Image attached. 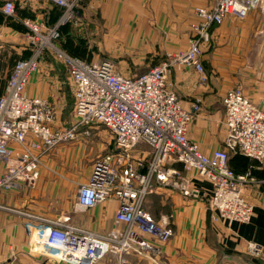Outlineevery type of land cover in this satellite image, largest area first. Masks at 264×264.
Listing matches in <instances>:
<instances>
[{
	"label": "built area",
	"instance_id": "1",
	"mask_svg": "<svg viewBox=\"0 0 264 264\" xmlns=\"http://www.w3.org/2000/svg\"><path fill=\"white\" fill-rule=\"evenodd\" d=\"M26 4L30 0H19ZM63 12L53 25L30 18L22 20L27 28L31 55L13 65L0 95V175L1 192L36 187L44 155L60 142L75 139L78 125L103 124L115 138L116 149L97 158L87 181L78 184L77 208L86 210L108 200H116L114 227L100 234L71 223L69 216L50 218L19 210L24 218L28 251L66 264H96L111 255L120 263L128 255L147 256L150 238L167 242L174 230L158 223L146 207L154 182L168 183L184 195H198L192 178L168 165L181 162L186 172L212 183L209 208L213 220L229 225L248 223L254 216V205L245 194L247 188H258L264 180L248 170L237 173L229 165L230 154L240 153L264 163V110L248 98L240 85L230 88L224 98L226 137L224 145L211 155L188 137L194 112L186 109L169 82L173 68L193 67L201 83L207 73L202 56L209 43L212 28L226 18L245 19L262 8L264 0H216L211 6L196 7L198 20L192 23L189 48L169 53L167 58L135 76L120 72L111 59L88 61L69 53L58 39L60 27L67 23L81 25L79 6L82 0H51ZM0 10L16 16V0H0ZM51 49L68 68L75 95L77 122L68 127L56 124V111L44 98L26 92L31 76L40 67L41 55ZM139 143L150 148L144 158L136 148ZM255 255L263 247L249 243Z\"/></svg>",
	"mask_w": 264,
	"mask_h": 264
},
{
	"label": "crops",
	"instance_id": "2",
	"mask_svg": "<svg viewBox=\"0 0 264 264\" xmlns=\"http://www.w3.org/2000/svg\"><path fill=\"white\" fill-rule=\"evenodd\" d=\"M215 1L85 0L87 5L84 11L87 13L86 10H90L89 21L95 24L96 37L100 39V43L127 46L121 53L118 49V55L113 59L120 64L133 62L131 66L135 72L131 70L127 74L132 76L146 70L152 59H156V62L163 61L166 54L187 49L191 36L190 24L198 20L196 7L211 6ZM61 14L62 9L51 0H30L26 4L16 0L14 17L7 16L0 10V95L15 62L31 54L25 33L27 29L22 20L30 18L53 25ZM258 15V11L253 10L245 19L228 17L212 28L213 41L218 48L202 56L209 76L206 83H201L196 70L188 66L175 68L169 78L186 109L191 110L196 100L200 99L201 107L194 112L188 137L198 143L207 155L224 145L227 130L223 98L230 88L241 84L244 93L264 110L261 101L264 87H261L263 82H258V74L254 73L252 67L244 66L237 73L231 71L234 70L233 66H230L231 70L228 66L232 58L235 61L244 60L246 45L251 41L250 32L262 27ZM69 26L75 29L73 24ZM67 31V28L63 29L66 35H70ZM235 35L240 37L237 39L246 49L239 56L232 52L236 44H226V39L232 40ZM221 45L226 49L224 52L219 50ZM41 61L40 72L31 76L26 91L30 96L47 99L61 112L65 107L64 98L68 87L65 83V68L53 56ZM120 72L126 74L123 70ZM252 85L259 87L255 89ZM136 148L144 158H149V146L139 143ZM48 155L43 156L41 169ZM249 161H252L248 165L253 166L252 174L264 180V163L253 158ZM244 163L245 160L235 163L239 172L248 171L249 168H244ZM168 165L189 175L198 195H184L171 184L155 181L153 190L147 197L146 207L158 223L173 228L175 233L167 242L150 238L147 256L132 253L123 264H264V183L258 188L245 190L246 196L254 204L251 221L229 225L223 220L214 221L212 218L214 213L209 208V201L213 186L210 181L198 176L195 171L186 172L181 162L173 161ZM3 170L4 165L0 163V175ZM47 184L43 177L36 189L22 188L1 192V201L8 208H0V264H66L31 254L26 246L28 237L24 218L19 210H24L25 206L36 207L39 198L43 200L42 203L51 199L52 196L46 194L49 189ZM56 197L63 201V196ZM55 202L53 201L54 204ZM117 208L116 200H108L86 210L74 206L71 208L69 205L67 210L57 215H47L55 217L68 213L74 225L105 233L115 225ZM250 242L262 246V254L253 255L249 250ZM112 257L105 256L96 264H120Z\"/></svg>",
	"mask_w": 264,
	"mask_h": 264
},
{
	"label": "rangeland",
	"instance_id": "3",
	"mask_svg": "<svg viewBox=\"0 0 264 264\" xmlns=\"http://www.w3.org/2000/svg\"><path fill=\"white\" fill-rule=\"evenodd\" d=\"M83 2L84 0L81 1L80 6H79V9L82 13V15L80 16L81 25L80 26L73 25L72 27H74L75 29H71V31L68 32L69 34H72V35L67 36L65 34V36L63 37L61 35L60 38L58 39V42H60L61 46H63L72 55L81 56L82 58L88 61H94V60L100 61L102 59L114 60L113 58H115V56L118 55L116 54L117 50L120 49V53H121L124 48H127V46L100 43V39L96 37L97 34L94 28L95 24L90 23L89 21V14H90L89 11L90 10H86L87 13H85L84 7H86L87 4ZM254 10H257L259 13L258 15L259 20L261 21L259 23L262 24V27H260L259 30H255V31L252 30L250 32L249 37H251L250 38L251 41L250 43L248 42V44L246 45L247 51H245L246 49L245 47H243V45H241V42L238 41L237 38H240V37H237L235 35L232 38V40H230V38L226 39L227 45H230L233 43L236 44L235 49L232 50L233 54H236L239 56V55H242L240 53L245 51L244 56H243L244 58L243 61L242 60L235 61L234 58L231 57L232 60H229L228 66H229V70H231L230 66H233L234 70H231V71L233 72L236 71L237 73L241 72L244 66L252 67L254 73L258 74L259 76L258 82H261V83L263 82V85L261 87H264V11L260 7ZM192 23L194 24V22ZM192 23L190 24L191 36L194 33L192 29ZM67 24H72V23H67ZM211 35H212V32H211ZM189 44H190V39H189ZM222 46L224 45H221L219 47V50L221 49L224 52V50L226 49L225 48L223 49ZM188 48H189V45L187 49ZM203 48H204L203 55L204 53H209L210 51L212 50L214 51L216 48H218L216 42L213 41V36L210 42L205 44ZM178 52H180V50ZM171 53H174V52H171ZM50 56H53L58 61H61L65 68L66 77H67L65 83L68 87H66V94L64 98V105H65L64 110L60 112L59 109H56L55 106L53 104L52 105L56 111V120H57L56 124H59L60 126H63V127H68L77 122V118L75 117L74 87H73L71 78L69 76L67 66L60 58L57 57L54 51H52L51 49H46L40 57L41 59L43 58L47 59ZM166 58H167V54L164 60ZM41 62L42 61L40 60V64ZM155 62H156V59L155 60L152 59L150 62H148L149 66L147 67L146 70L154 66L153 64ZM132 63L133 62L131 61H128L125 63L122 62L121 64L118 62L117 66L119 67L118 69L123 70L124 73H126L125 75H127V74H130L131 70L135 72V69L131 66ZM178 67H184V66H177L175 68H178ZM175 68H173L172 73ZM191 68L194 69L193 67ZM146 70H144L143 72H145ZM138 73H141V72H138ZM132 76H135V75H132ZM208 80H209V76L207 74V81ZM237 85H240L243 89V86L241 84H237ZM251 87L258 89L259 86L252 85ZM261 101L264 104V94L261 97ZM77 130L79 132V135L75 139L60 142L51 152H49V155L47 159L45 160L44 165L42 166V169L40 168L41 173H40V178L37 182V185L38 183H40V181L44 177L49 187L46 194H50L52 196L51 199H46L47 201L45 203H42L43 200L39 198L38 199L39 201L37 202L36 207L34 206L32 208H29L25 206L24 210L33 211L36 213L40 212L39 214H42L50 218H58L61 216H69L70 218V215L68 213L60 214L59 216H55V217L48 216V215H57L61 213L63 210H67L69 205L71 208L73 206L77 207L76 191L78 188V184L81 182L87 181L89 174L91 172L92 164L97 158L110 154V152H113V150H115L116 148L115 138H114L112 131L103 124H95L93 126H86L82 124V125L77 126ZM26 188L36 189V187H33V188L26 187ZM60 195L63 196V201H60L58 197H56ZM52 200L54 202L56 201L55 204L53 203ZM20 210L22 211L23 209H20ZM98 233L104 234V232H98ZM109 262L110 261H108V263Z\"/></svg>",
	"mask_w": 264,
	"mask_h": 264
},
{
	"label": "trees",
	"instance_id": "4",
	"mask_svg": "<svg viewBox=\"0 0 264 264\" xmlns=\"http://www.w3.org/2000/svg\"><path fill=\"white\" fill-rule=\"evenodd\" d=\"M85 1V0H84ZM84 3V2H83ZM64 28H67L68 29V31L67 32H70L71 31V27L69 26V24H66V25H62L61 26V28H60V32H61V35H62V37L63 36H65V34L66 33H64L63 32V29ZM62 30V31H61ZM64 33V34H63ZM68 35V34H67ZM70 35H72V34H70ZM28 58V57H27ZM160 62H162V61H158V62H155L153 65H156V64H159ZM245 160V167L244 168H246L248 165H250L251 164V162L252 161H249L250 160V157L248 158V156H246V155H243V154H240V153H232V154H230V159H229V165H230V167L231 168H233L234 170H235V172H237V173H243V172H239L238 171V168L239 167H237V165L235 164L236 162H242V161H244ZM249 163V164H248ZM253 166L251 165V166H248L247 168H249V169H247V170H251V168H252ZM246 172V171H245Z\"/></svg>",
	"mask_w": 264,
	"mask_h": 264
}]
</instances>
